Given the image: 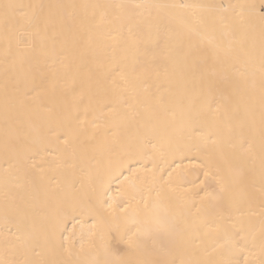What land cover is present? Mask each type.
Returning <instances> with one entry per match:
<instances>
[{
	"label": "snow or ice",
	"instance_id": "6c2138e0",
	"mask_svg": "<svg viewBox=\"0 0 264 264\" xmlns=\"http://www.w3.org/2000/svg\"><path fill=\"white\" fill-rule=\"evenodd\" d=\"M0 264H264V0H0Z\"/></svg>",
	"mask_w": 264,
	"mask_h": 264
},
{
	"label": "bare ground",
	"instance_id": "6f19581e",
	"mask_svg": "<svg viewBox=\"0 0 264 264\" xmlns=\"http://www.w3.org/2000/svg\"><path fill=\"white\" fill-rule=\"evenodd\" d=\"M22 2H27V0H22ZM144 2H161V3H191L192 0H144ZM217 3L223 2L225 4L229 2H245V0H216ZM250 2V0H249ZM161 168H166L167 165L163 161H158ZM199 164V158L196 153H189L188 158L184 159L183 161V168L186 170V176L184 178L185 187H191V181L196 179V175L199 172V169L195 167V165ZM149 168L151 164L149 163ZM137 167H142V165H137ZM127 175V173H125ZM120 188L119 182H116L112 186V191L109 195H113L117 192V189ZM119 198V197H118ZM149 198V193L147 187L144 185L140 186V191L135 193V201L133 202L134 205H138L142 207V201L147 200ZM131 212L132 210L129 209Z\"/></svg>",
	"mask_w": 264,
	"mask_h": 264
}]
</instances>
